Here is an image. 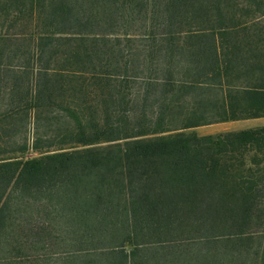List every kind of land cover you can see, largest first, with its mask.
Masks as SVG:
<instances>
[{
	"label": "trees",
	"instance_id": "16d2710c",
	"mask_svg": "<svg viewBox=\"0 0 264 264\" xmlns=\"http://www.w3.org/2000/svg\"><path fill=\"white\" fill-rule=\"evenodd\" d=\"M259 118L264 0H0V264H264Z\"/></svg>",
	"mask_w": 264,
	"mask_h": 264
},
{
	"label": "rangeland",
	"instance_id": "374dc122",
	"mask_svg": "<svg viewBox=\"0 0 264 264\" xmlns=\"http://www.w3.org/2000/svg\"><path fill=\"white\" fill-rule=\"evenodd\" d=\"M216 125V124H214ZM224 129L220 130L218 126L208 125V126H202L190 130L184 131V134L191 135V134H197L200 136H206V135H218L222 133H227L228 131V123L222 125ZM264 126V120H260L259 122H256V127L259 128ZM259 146L262 147V149L259 148ZM240 152L233 153V157H240ZM247 167L249 172L247 173L248 176L254 181L257 179H262V184L259 187L261 192L264 194V144L258 145L252 144L247 151L245 152L244 156Z\"/></svg>",
	"mask_w": 264,
	"mask_h": 264
},
{
	"label": "crops",
	"instance_id": "0c3cea01",
	"mask_svg": "<svg viewBox=\"0 0 264 264\" xmlns=\"http://www.w3.org/2000/svg\"><path fill=\"white\" fill-rule=\"evenodd\" d=\"M260 120H264V118L259 119H249V120H240V121H231V122H225V123H219L213 126H218L220 130L224 129L222 125L228 123V131L229 132H240L243 130H249V129H255L256 122H259ZM228 133V132H227Z\"/></svg>",
	"mask_w": 264,
	"mask_h": 264
}]
</instances>
